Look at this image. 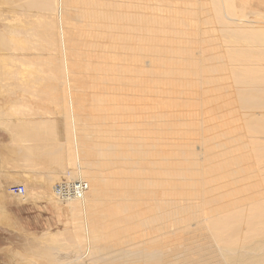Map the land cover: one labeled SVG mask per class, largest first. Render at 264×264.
Masks as SVG:
<instances>
[{
	"label": "bare ground",
	"instance_id": "1",
	"mask_svg": "<svg viewBox=\"0 0 264 264\" xmlns=\"http://www.w3.org/2000/svg\"><path fill=\"white\" fill-rule=\"evenodd\" d=\"M19 1L23 2L27 8L51 11L53 23H57L60 34V46L53 48V51H58L59 56L52 54L51 59L40 62L38 58H35V54H40L38 53L41 52L39 45L45 44V41L41 40L37 32L39 26L45 21L40 14L36 15L35 25L27 29L28 39L31 38L33 45V55L25 56L20 53L16 56V53L9 49L10 54L17 58L18 66L23 71L32 68L35 72H47L54 77L57 75L55 71L51 69L46 71L43 64L48 60L52 65L54 60L59 58L61 71L64 74L70 63L69 46L73 44V41L79 40L82 35L80 45L85 47L83 59L86 62V69L90 68L92 63L98 62V73L104 75L100 79L101 83L113 82L109 83L111 87L106 89V92H99L92 96L87 92H79L80 99L77 103L74 99L77 92L74 91L71 94L72 108H70L69 98L65 101L62 96L60 99L65 103L64 113L67 112V117L72 124L87 120L75 108L81 105L82 101L88 108L95 110L92 115L89 114L88 119L89 122H94L100 139L97 151H91V153L98 157L102 166L113 165V162L121 161L123 157L131 155L123 151L129 147L106 139L115 121L122 118V116L114 115L110 110L114 111V107L119 106L121 101L127 100L125 98L118 100L113 97L116 95L115 92L123 90L120 88L121 84L131 91L140 92L142 97L149 98L156 94L165 100L160 103L155 96L152 104H141L153 113V115L150 114L149 134L161 133L166 149L164 155L166 161L163 162L161 170L154 171L150 167L147 180L134 183V187L144 188L149 193L147 194L149 200L154 196H159L158 199L164 198L163 208L161 200L155 199L159 202L155 220L148 228L140 229L137 223L138 217L143 212H147L146 210L123 205L121 210L113 215L107 205L101 203L104 199L100 200L99 197L103 195L104 190L107 191L106 186L101 185V182L106 181L96 177L99 171L94 169L93 162L83 156L85 149L83 151L82 144L72 142L71 136L65 138L63 133L47 138V147L43 149V153L48 155L47 160L54 167L47 171H38L35 168L32 170L45 177L49 183L55 184L58 175L63 174L67 177L69 173L70 179L83 180L89 188L85 197L78 200L60 198L55 193L56 185L52 186L53 193L49 196L45 195L47 202L51 201L57 209L61 208L70 216L67 226L73 223L81 224L83 232L79 236L70 235L69 243L66 239L59 238L60 235H56L57 237L51 241L52 245L48 252L49 262L57 264H264V110L257 111L264 109V21L252 19L250 16L252 14L264 19V13L252 8L253 1L240 0L239 3L236 0ZM13 3L15 4V0ZM78 3L81 4V8ZM21 4L19 6L25 8ZM237 4L242 5L238 7ZM118 14L124 15L125 20L129 17L128 26L118 25V20L123 19ZM191 14L196 16L192 17ZM79 25L92 26L90 28L101 31L100 38H96L94 32L88 33L84 29L76 35L73 29L68 30V27ZM217 33H222L223 39L218 38ZM184 34L192 38L188 42H183L181 39ZM1 38L3 37L0 31ZM98 39L105 41L95 48L96 52L89 51L92 45H97ZM176 42H181V45L177 47ZM208 45L216 48L226 47L228 50L226 54L209 53L206 48ZM109 46L123 50L119 56L106 59L105 51ZM150 47L160 54H165L163 58H155L157 62L161 61L157 66L144 60L148 57L154 59L150 50L145 53ZM94 54L96 57H93ZM5 56L6 54L2 55L4 58ZM131 56L134 57V61L131 60ZM119 58L125 60L121 61ZM128 61L130 67L135 65V68L127 69ZM113 67L119 70L113 71L115 73L133 71L148 75L151 79L139 83L137 80L127 81L126 77H122L121 83L116 84L114 77L104 74ZM227 72L231 73L232 77L224 78L234 79L240 87L237 88V92L241 96V101L239 100L240 104L242 103L241 106L249 108V112L245 114L247 124L236 125L232 132L223 130L221 134L210 133V127L207 126L209 118L199 113L200 111L185 113L184 108H189L188 112H190L195 107L200 109V105L203 107L207 104L209 97L205 100L202 96L207 95L209 91L221 90V87L220 89L211 84L213 80L219 82L218 80ZM44 74L46 76V73ZM24 77L25 75L19 72L18 87L23 86L26 81ZM64 79L66 80V77H63ZM35 82L38 84L39 81H33L24 86L32 97L40 94L38 87H35ZM141 84L143 86L140 88ZM234 85L226 84L223 89L227 92L231 91V86ZM45 87L49 90L57 89L52 86ZM62 87L65 91L64 83ZM68 87L71 88L69 83ZM55 104L60 110L59 102L55 100ZM25 106L27 105L22 104L21 109ZM191 107L194 108L190 109ZM14 112L13 114L18 115V112ZM84 112L87 111L84 110ZM218 118H211L212 123ZM23 123L21 127L25 130L35 131L34 137L37 141L45 139L41 134L42 127L38 123L34 125L35 127H32L31 123L28 125H26L27 122ZM222 127V124L214 126L218 130ZM10 128L8 126V129ZM79 130L80 125L73 129L74 134ZM14 134L22 140L27 138V136L20 137L22 135L20 133ZM59 136L65 139L64 141L62 139L61 143ZM197 142L199 145L194 146ZM150 147L154 151V145ZM150 147L147 149L149 150ZM20 151L24 154L33 152L27 147ZM66 162L69 163L68 166ZM32 166L33 163L30 167ZM69 181L61 180L62 183L59 182V185L72 183ZM123 185L128 186L126 182ZM156 192L158 193L154 194ZM122 195L129 196L128 190L123 191ZM175 196L180 197L181 203L178 204L172 198ZM124 204H128V200H125ZM107 221L114 228H121V237L134 236L124 241L119 248L99 242V239L104 240L113 235L112 231H106L105 222ZM94 224L98 226L97 229L94 228Z\"/></svg>",
	"mask_w": 264,
	"mask_h": 264
},
{
	"label": "rangeland",
	"instance_id": "2",
	"mask_svg": "<svg viewBox=\"0 0 264 264\" xmlns=\"http://www.w3.org/2000/svg\"><path fill=\"white\" fill-rule=\"evenodd\" d=\"M236 1L237 3L240 2V0ZM248 1H253L251 3L252 8L264 13L263 0ZM13 2L14 0H0V31L2 32L3 37L0 39V84H2L0 85V119L2 120H0V264H57L55 262L50 263L47 258L52 245V239L57 237L56 235H60L59 238L66 239L68 241L67 243H69L68 237L70 235L79 236L82 235L83 232L81 230V224L73 223V225L67 226L66 224L69 223L68 220L70 216L61 208L58 207L59 209H57L53 204H51V201L47 202V198L45 197V195L49 196L50 193H53L52 186L56 185L57 187L60 183L66 182L67 180H70L69 182H74L70 179L69 173L67 177L63 174L58 175L56 179L57 182L55 181V184L49 183L45 177H42L41 174L35 173L32 170L35 168L38 171H47L48 169L52 170L54 167L47 160L48 155L43 153V149L47 147V138L63 133L65 138L71 136L72 142L82 144L83 151L85 149L83 156L88 161L93 162V165L95 166L94 169L99 171L96 174V177L99 180L104 179L106 181L101 182V185L106 186L107 189V191L104 190L103 195L99 197L100 200L104 199L101 203L107 205L113 215L118 212V210H121L120 208L123 205H128L134 209L142 208L143 210H146L147 212H143L142 215L138 217L137 223L140 225V229L148 228L150 224L153 225L155 220L157 203H159L155 199L161 200V203H163L164 198L161 199L160 197V199H158L159 196H154L149 200L147 197V194L149 193L144 188L134 187V183L137 181L144 182L147 180L150 167H152L154 171L161 170L163 162L166 161L164 159L166 149L161 139V133L149 134L150 114L153 115V113L149 109L141 106V104H152L153 97L155 98V96H157L160 103L165 100L164 98L158 97L156 94L149 96V98L142 97L140 92L131 91V89L121 84L120 88L123 90L115 92L116 95L113 97L118 100H121L122 98L127 100L121 101L119 106L114 107V111L110 110V112L114 115L122 116V118L115 121L114 127L107 133L106 139L112 142H120L123 146L129 147L130 150L129 148H125L123 151L127 154L131 153V155L123 157L121 161L118 160L113 162V165L106 164L102 166V164L99 163L98 157L94 156V153H91V151H97V145L100 139L99 133L94 127V122H89L88 119L89 114L92 115L95 110H93V108H88L85 102L82 101L81 105H77L75 108L79 110L84 118H87V122L85 121L72 124L71 120L67 117V112L66 114L64 113L63 107L65 103L61 102L60 99L62 96H64L65 101L66 98H69V104H71L70 108H72L71 94H73L74 91L77 92L74 96L77 103L80 99L79 92H87L88 94L90 93L91 96L98 94L99 92H106V89L111 87L109 83L113 82H108L106 84L101 83L100 79L104 75L100 72L98 73V62L92 63V66L86 69V62L85 59H83L85 47L83 48V45H80V40L83 39L82 35L81 37H79V35V40L73 41V44H70L69 46L68 60L70 63L68 65V70L66 72L64 71V74L61 71L62 68L60 67L61 64L59 58L55 59L53 62L54 64L52 65L48 60L43 64V68H45L46 71L50 69L55 71V74L57 75L54 77L48 75L47 72H44L46 73V77L44 73L35 72L32 68L27 71H23V69L18 66V61L16 60L17 58L10 54L11 52L9 49H12V52L14 51L16 56L20 55V53H23L25 56H30L32 54L34 50L32 48L33 45L30 40L31 38L28 39L29 34H27V29H30L35 25L37 19L36 15L40 14V16L44 17L43 19L45 21L44 24L39 26V30L37 32L41 40L45 41V44L39 45V50L41 52L38 53L40 54H35V58H38L40 62H43L46 59H51L52 54L56 57L59 56L58 51H53V48H58L60 46L59 27L57 23H53L54 19L51 11L45 12L37 11L36 8H27V6L19 0H15V4L18 5H15ZM19 3H22L25 8L23 6H19ZM78 5L81 8V4L78 3ZM241 5L242 4H237L238 7ZM199 15L201 16V13H199ZM118 16L123 17V19L118 20L119 26L126 27L129 25V17L125 20L124 15L118 14ZM190 16L195 17L196 15L191 14ZM250 16L252 19L264 21L261 16H254L252 14ZM90 27H81V25H79L68 27V30L70 31L73 29L74 35H76L77 32L80 33L81 30L84 29L88 33L94 32L93 34L96 38H100L101 31ZM103 30L107 31L108 29ZM217 34L218 38L223 39L222 33ZM182 37L181 41L183 42H188L192 38L187 34L182 35ZM104 41L105 40L98 39V42H96L97 45H92L89 48V51L92 50L93 52H96L95 48ZM175 45L179 47L181 42H176ZM126 46H128V44H126ZM44 48H47V50H43ZM206 48L209 53L220 52L222 54H226L228 50L226 47L216 48L210 45ZM222 48H224V50ZM18 50H21L22 52H18ZM122 50V48L116 49L113 46H109L105 51L107 52L105 54V58L108 59L114 58L116 55L119 56ZM149 50L154 59L152 60L148 57L146 59L144 58V60H147L157 66L161 61L157 62L155 58H163L165 54H160L157 50H154L151 47L145 53H148ZM5 54V58L2 57V55ZM93 57H96V54H94ZM119 60L124 61L125 59L119 58ZM131 60L134 61V57L131 56ZM129 67L130 62L128 61L127 69H129ZM131 67L135 68V65H131ZM109 70L104 74L114 77V82L116 84L121 83L120 79L122 77H126L127 81L137 80L139 83H142L144 80L150 81L151 79L148 75H142V73L133 71L128 73H115L113 71L118 70L116 67ZM19 72H22L25 75L24 78L26 79L22 87H18ZM228 72L222 76L220 80H218L219 82L214 80L212 81L211 85H216L217 88L221 87V90L216 89L214 92L209 91L207 95L202 96L205 97V100H208L209 97V101H207L209 104L207 103L203 105V107L200 105V109L199 107H195L197 110L194 107H191L190 109L194 108L195 110L192 109L194 111L190 110V112H188L189 108H184L186 109L185 112L182 107L185 113H198V111H200L199 113H203L205 117L209 118L207 126L210 127V133L221 134L223 130L226 132H232L234 131L236 125L247 124L245 114L249 112V108H243L241 106V96L238 95L240 93L237 92L240 87L236 82H234L235 80L224 78L228 76L232 77L231 73ZM63 77H66V80H63ZM33 81H39L38 84L35 82V87H38L40 93L37 97H32L30 92L27 91V88L24 87L26 84ZM62 83L66 86L65 91L62 87ZM68 83L71 88L68 87ZM225 83L228 85H235L231 86V91L227 92L225 91L226 89H223V87H226ZM45 86H52V88L57 89L49 90V88ZM142 86L143 85L141 84L140 88ZM31 91H33V89H31ZM56 96L59 97L56 98ZM220 96L222 98H220ZM216 97L218 100H216ZM88 99L90 100V98ZM211 99L213 101H211ZM55 100L59 102L60 110L56 106ZM22 104L27 105L25 108H22L24 110L21 109ZM127 106L128 108H126ZM84 110L87 112H84ZM260 110L263 111L264 109H258L257 111ZM14 111H16V113L18 112V115L13 114L15 113ZM8 117L9 119L7 120ZM214 117L219 118L213 120L214 123H212L211 118ZM221 117H224V119H220ZM2 122H6V124H2ZM23 122H25V124L27 122L26 125L31 123L32 127H35L36 123H38L42 127L41 134L43 139H45L37 141L34 137V130H25L24 127H21L24 124ZM218 124H222V129L218 130V128H214V126ZM78 125H80V130L78 132L76 131L74 134L73 129ZM8 126L11 128H13L12 126L15 127L13 129H8ZM14 133H20L22 134L20 137L24 138L27 136L29 141L26 140L27 138H23L24 140H22V138L20 139L19 136H16ZM210 133L208 132V134ZM89 136L91 138H89ZM62 139L63 141L65 140L63 136H59L60 143L63 142L61 141ZM153 145L155 147L154 151H152L150 147ZM196 145H199L198 142L194 144V146ZM25 147L33 152L24 154L20 151V149ZM148 147H150L149 150L147 149ZM32 163L33 166L31 168L30 165ZM67 164L69 163L66 162V165ZM28 172H31L32 174L30 175ZM33 172L35 174H33ZM124 182H126L128 186H124ZM47 183H49V185ZM17 184H23L26 186L28 192L26 199L18 198L17 196L9 193V188L12 185ZM125 190H128L129 196L122 195V192ZM157 193L158 192L154 194ZM172 198L176 200L178 204L181 203L180 197L175 196ZM125 200H128V204H124ZM164 206L165 204L163 203L162 208ZM182 206H186V204H182ZM94 218L96 219L97 216ZM93 226L95 229L98 228L96 224ZM105 227L106 231H112L113 235L108 236V238H105L104 240L99 239L98 241L110 244L116 248L121 247L124 241L130 240L134 236L127 235L125 238L121 237V228H114L110 223H108V221L105 222ZM110 227L112 228L110 229Z\"/></svg>",
	"mask_w": 264,
	"mask_h": 264
},
{
	"label": "built area",
	"instance_id": "3",
	"mask_svg": "<svg viewBox=\"0 0 264 264\" xmlns=\"http://www.w3.org/2000/svg\"><path fill=\"white\" fill-rule=\"evenodd\" d=\"M89 191L88 184L83 180H76L72 183H64L55 189L56 195L65 200L83 199ZM9 193L18 198H25L27 195V188L23 184L12 185L9 188Z\"/></svg>",
	"mask_w": 264,
	"mask_h": 264
}]
</instances>
